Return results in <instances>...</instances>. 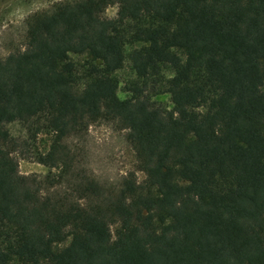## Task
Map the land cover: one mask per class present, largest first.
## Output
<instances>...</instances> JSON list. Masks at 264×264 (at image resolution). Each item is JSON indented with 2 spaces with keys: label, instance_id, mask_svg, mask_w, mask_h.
<instances>
[{
  "label": "trees",
  "instance_id": "1",
  "mask_svg": "<svg viewBox=\"0 0 264 264\" xmlns=\"http://www.w3.org/2000/svg\"><path fill=\"white\" fill-rule=\"evenodd\" d=\"M98 121L127 130L142 182L79 167L68 142ZM18 152L47 175H22ZM0 264H264V0L33 15L0 58Z\"/></svg>",
  "mask_w": 264,
  "mask_h": 264
},
{
  "label": "rangeland",
  "instance_id": "2",
  "mask_svg": "<svg viewBox=\"0 0 264 264\" xmlns=\"http://www.w3.org/2000/svg\"><path fill=\"white\" fill-rule=\"evenodd\" d=\"M66 0H0V58L23 50L26 42L27 21L38 12L52 11L59 2ZM118 5L110 6L106 11L108 18L116 17ZM128 67L118 73L121 81L130 77ZM123 85V83H122ZM120 96L126 97L123 89ZM167 104L170 102L165 101ZM11 133L19 140L28 138L27 132L19 124L9 126ZM72 152L77 156L78 165L85 169L106 188L118 189L130 174H135L140 182L145 175L138 170L135 151L128 141V132L116 121H98L92 123L89 130L80 137L69 140ZM50 144L46 134L39 136L36 145L45 150ZM19 161L22 175H36L44 178L49 169L38 164L20 152L15 155ZM69 185L63 184L54 189L62 194Z\"/></svg>",
  "mask_w": 264,
  "mask_h": 264
}]
</instances>
